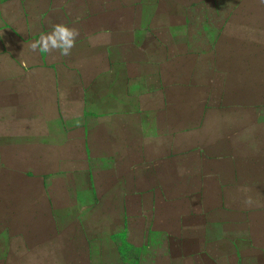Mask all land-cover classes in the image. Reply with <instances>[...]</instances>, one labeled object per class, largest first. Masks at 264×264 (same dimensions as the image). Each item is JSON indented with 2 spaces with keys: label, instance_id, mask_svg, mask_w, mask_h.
I'll return each mask as SVG.
<instances>
[{
  "label": "crops",
  "instance_id": "0c3cea01",
  "mask_svg": "<svg viewBox=\"0 0 264 264\" xmlns=\"http://www.w3.org/2000/svg\"><path fill=\"white\" fill-rule=\"evenodd\" d=\"M176 2L50 0L0 27V139L26 141V255L63 254L61 216L81 208L157 264H264V0H230L212 23L194 11L207 0ZM56 24L79 31L71 55L33 52Z\"/></svg>",
  "mask_w": 264,
  "mask_h": 264
},
{
  "label": "rangeland",
  "instance_id": "374dc122",
  "mask_svg": "<svg viewBox=\"0 0 264 264\" xmlns=\"http://www.w3.org/2000/svg\"><path fill=\"white\" fill-rule=\"evenodd\" d=\"M50 0H0V27L9 20L16 21L18 12L27 7L42 9ZM182 1L177 0L176 5ZM230 0H207L206 5L196 6L195 13H206L229 4ZM211 23L213 16H210ZM211 28V26L209 27ZM210 30L192 34V39L212 38ZM26 141L24 139H0V264H157L158 255L140 247L138 250H119L120 236L103 240L104 231H117L119 223L111 218L104 222L99 211L94 217L86 209L81 210L78 222H68L71 217L63 215L61 224L63 241L67 249L60 255H26ZM85 198V197H83ZM104 208H100L103 210ZM74 210V209H72ZM152 227L166 224L153 223ZM176 227V224H172ZM145 231V230H143ZM99 237L87 240V237ZM156 240L158 236H154ZM121 242H123L121 240ZM166 264V262L162 263ZM169 264H179L177 257L169 258Z\"/></svg>",
  "mask_w": 264,
  "mask_h": 264
},
{
  "label": "clouds",
  "instance_id": "9594fccd",
  "mask_svg": "<svg viewBox=\"0 0 264 264\" xmlns=\"http://www.w3.org/2000/svg\"><path fill=\"white\" fill-rule=\"evenodd\" d=\"M78 36V29L64 24H56L50 33L41 35L38 40L30 45V48L33 52L51 53L58 51L61 56H69L75 47ZM245 203L251 204V199H247Z\"/></svg>",
  "mask_w": 264,
  "mask_h": 264
}]
</instances>
